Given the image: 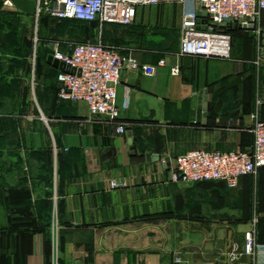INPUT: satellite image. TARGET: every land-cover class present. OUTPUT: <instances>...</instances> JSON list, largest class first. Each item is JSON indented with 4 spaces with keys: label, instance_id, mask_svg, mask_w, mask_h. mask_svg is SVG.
I'll return each mask as SVG.
<instances>
[{
    "label": "crops",
    "instance_id": "1",
    "mask_svg": "<svg viewBox=\"0 0 264 264\" xmlns=\"http://www.w3.org/2000/svg\"><path fill=\"white\" fill-rule=\"evenodd\" d=\"M4 1L0 264H174L177 257L186 264H255L247 256L233 263L231 255L243 252L244 231L256 216L255 239L264 244V170L229 189L223 182H170V164L163 163L194 150L253 145V126L264 121V67L255 57L243 65L231 59L232 50L229 60L178 58L179 41L168 49L146 38L119 46L140 66L126 69L115 88L128 130L122 135L114 125L89 121L85 104L58 99L49 43H26L23 25L36 20V0ZM141 8L140 25L175 20L180 34V4ZM13 20L22 25L16 46L5 43ZM162 59L166 65L154 76L142 74ZM175 65L177 77L170 74ZM111 182L125 185L112 189Z\"/></svg>",
    "mask_w": 264,
    "mask_h": 264
},
{
    "label": "built area",
    "instance_id": "2",
    "mask_svg": "<svg viewBox=\"0 0 264 264\" xmlns=\"http://www.w3.org/2000/svg\"><path fill=\"white\" fill-rule=\"evenodd\" d=\"M178 3L182 7L178 58H203L229 60L231 37L219 32L211 24H230L244 33H255L260 39L256 46L254 64L264 67V0H36L35 19L50 17L57 20L116 24L130 26L134 23L139 7H153L162 3ZM202 14L206 17L203 18ZM253 26V30L249 27ZM47 46L52 59L74 70V74L58 70L57 97L71 104L83 103L88 110L89 121H100L116 126L118 134L125 135L127 128L120 121L116 86L126 69L138 70L139 63L123 53V49L104 43L80 42L70 44L71 52L60 51L59 42ZM165 60L155 66L141 68L145 76H154L157 68L165 67ZM173 77L180 75L179 66L170 68ZM126 101L129 88H125ZM127 106V103L124 107ZM253 145L243 151L220 152L194 150L169 160L173 183L223 182L227 188L236 189L242 177L256 176L264 170V121L253 126ZM55 153L57 150H54ZM122 182H111L110 188L124 187ZM258 217H254L244 231V248L240 254H232L231 262L247 256L255 264H264V244L255 239ZM174 264H186L181 258Z\"/></svg>",
    "mask_w": 264,
    "mask_h": 264
},
{
    "label": "rangeland",
    "instance_id": "3",
    "mask_svg": "<svg viewBox=\"0 0 264 264\" xmlns=\"http://www.w3.org/2000/svg\"><path fill=\"white\" fill-rule=\"evenodd\" d=\"M4 0H0V7L3 10H8L5 5ZM155 7V6H153ZM147 11L152 9V7H144ZM141 8V9H144ZM35 22V23H34ZM142 24V20L137 14L135 24L130 26H118V25H107L104 31L107 30L108 37L105 40L107 43L114 46H128L132 42H138L140 38L142 39H154V42L150 43L151 46H166L168 49L171 46H178L179 41V23L177 21H167L165 23L155 22L153 18L147 22L146 25ZM13 32L11 39L5 41L6 44L11 46H16L15 41V30L20 31L21 26L19 21H12ZM25 26V31L27 34L26 43L29 46H43L44 44L51 42H59L60 46H69L70 44H75L79 42H97L101 36V30L103 27L99 24H83L74 21H57L50 18H45L44 20L33 21L27 20V25ZM231 37V59L238 63L240 61L246 62L247 60L255 57L256 58V46H258V41L260 37L255 33H240L236 29L230 32ZM138 40V41H137ZM104 41V42H105ZM165 47V48H166ZM243 65V63H242ZM240 68V65H238ZM242 78H238L236 84L240 86L243 85ZM258 217V216H257ZM258 222L256 224L259 225Z\"/></svg>",
    "mask_w": 264,
    "mask_h": 264
},
{
    "label": "water",
    "instance_id": "4",
    "mask_svg": "<svg viewBox=\"0 0 264 264\" xmlns=\"http://www.w3.org/2000/svg\"><path fill=\"white\" fill-rule=\"evenodd\" d=\"M202 17L205 18L206 15L205 14H202ZM213 27H219V28H226V29H229V28H232V26L230 24H220V25H216V24H211ZM241 27L238 26V29H240ZM250 30H253V26H250L249 27ZM47 53H48V58H47V63L52 65L54 68H56L57 70L59 71H63V72H66V73H72L74 74V70L73 69H70L68 67H65L63 64L55 61L52 59V52L50 49L47 50ZM204 110H206V106H204ZM130 135V134H129ZM131 143V141L129 142ZM145 157H146V160L149 161L150 159L151 160H160L159 156H151L150 154H145ZM163 163L165 165L168 166L169 164V159H164L163 160Z\"/></svg>",
    "mask_w": 264,
    "mask_h": 264
},
{
    "label": "trees",
    "instance_id": "5",
    "mask_svg": "<svg viewBox=\"0 0 264 264\" xmlns=\"http://www.w3.org/2000/svg\"><path fill=\"white\" fill-rule=\"evenodd\" d=\"M43 18H50V17H42L41 19H43ZM51 19H53V18H51ZM54 20H57V19H54ZM57 21H72V20H57ZM74 22H77V21H74ZM78 23H83V24H97V23H86V22H78ZM105 25H116V24H105ZM262 25H263V27H264V14H263V16H262ZM104 26V25H103ZM118 26H121V25H118ZM104 28H105V26L103 27V30H101V35L104 33ZM233 29H236L237 30V32H240V33H244V32H242L241 30H239L238 28H229V29H226V28H218L217 29V31H219V32H225V33H228V34H230V32L233 30ZM246 34H248V33H246ZM85 42V41H84ZM80 43V42H79Z\"/></svg>",
    "mask_w": 264,
    "mask_h": 264
}]
</instances>
